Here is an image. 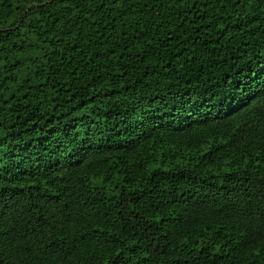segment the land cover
<instances>
[{
  "label": "trees",
  "instance_id": "obj_1",
  "mask_svg": "<svg viewBox=\"0 0 264 264\" xmlns=\"http://www.w3.org/2000/svg\"><path fill=\"white\" fill-rule=\"evenodd\" d=\"M0 264H264V0H0Z\"/></svg>",
  "mask_w": 264,
  "mask_h": 264
}]
</instances>
